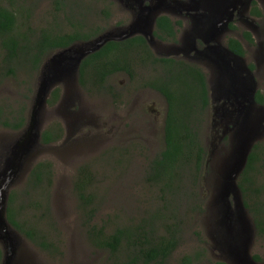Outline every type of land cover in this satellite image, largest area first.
Here are the masks:
<instances>
[{
  "label": "rangeland",
  "instance_id": "rangeland-1",
  "mask_svg": "<svg viewBox=\"0 0 264 264\" xmlns=\"http://www.w3.org/2000/svg\"><path fill=\"white\" fill-rule=\"evenodd\" d=\"M17 1L24 3L27 11L31 12V24L34 28H46L49 25L51 0ZM106 1L88 0L78 7L74 6L79 8L77 14H83L78 19L85 18L86 25L98 31L96 37L116 26L117 22L130 23V16L120 6L119 0ZM190 4L194 15L191 16L189 23L183 25L176 42H165L167 50L165 56L181 53L180 59L200 68L207 80L209 108L201 135L207 155L198 188L204 211L187 214L184 217L182 245L168 264H182L185 256L192 257L204 250L205 258L194 264H211L217 261L225 263L230 262L224 252L225 248L222 247L226 235L229 236L230 232L232 238L238 240L242 232L241 224L236 221L238 212L235 210L233 194L227 197L223 193L225 175L231 169L233 157L237 159L239 149L242 148L240 146L238 150L236 149L240 140L236 138V134L245 116L242 113L238 117L232 116L236 99L233 103L227 96L235 98L232 94L235 79L246 82L247 88H250L254 95V101L251 103L253 110L249 115L254 121H248L254 124L255 128L247 127L248 140L252 139V151L257 144L264 150V0H256V6L262 12L261 18H254L256 21H252L257 29L234 24L237 12L235 7L241 5V2L226 9L227 12L224 9L220 13L211 5L203 3L196 6L191 2ZM206 8L214 11L211 16L202 14L201 9ZM165 10L173 11V8ZM108 13L111 14L110 18L107 17ZM166 14H169L168 11ZM168 16L175 20L179 19L175 15ZM24 18L26 15L21 19ZM209 19L217 20L215 24L223 20L221 27L224 29L217 33L215 40L217 45H211L214 50H208L209 42L202 41L210 40L209 38L214 35L215 25L206 23ZM63 29L68 32L71 30L68 21L65 22ZM231 31L233 34L229 33ZM245 32L250 33L252 43L243 35ZM228 39H237L243 43L246 56L241 58L242 61L226 54L221 59L217 48H226ZM196 40L201 41L206 47L200 56L197 54V59L191 60L188 56L193 52L191 50ZM57 54L53 52L46 57L39 72L32 77V87L12 77L6 78L0 85V106L5 105L8 113L18 112L20 107L27 109L26 126L21 131L0 127V187L5 180L4 176H8L11 181L7 188L8 207L10 195L12 193L18 195L13 204V208L17 212L20 211L16 221L21 224L26 222L33 227L35 225L42 227L55 244L52 253L45 251L10 225L14 243L10 264H116L110 259L108 252L101 251L89 240V227L85 225L83 212L81 213L78 208L75 182L83 169L88 170L89 175L93 177L95 184L93 191L98 197L100 224L105 225L109 222L112 227H118L128 223L124 220H138L144 216L147 218L148 212L153 211L156 203L160 205L158 188L148 183L147 176L151 162L165 150L168 104L159 92L145 86L146 80L153 74L152 65L146 66L141 62H135L133 65L137 70L135 79L124 73L115 74L108 79L111 86L109 92L93 91L92 94L88 91L89 87L86 89L81 86L78 73L62 74L54 69L50 78V73L44 72L46 62ZM239 66L245 69L244 73H240ZM209 67L214 72V78L217 77L214 84ZM248 71L250 77L244 75ZM44 73L54 83L51 84L46 102L39 111L36 126L39 140L31 154L21 161L20 166L14 167L11 173L5 175L7 163L5 161L9 159L8 162L14 164V147L29 125L38 85ZM22 80L25 81L24 78ZM57 90L59 96L55 100L54 93ZM258 94L263 96V103L258 102L261 107L255 108ZM245 104L249 106L248 103ZM224 114L231 116L232 119L229 121ZM245 126L244 123L241 133ZM257 128L259 130L256 133ZM46 131L60 133L61 140L44 144L42 135ZM259 157L260 165L259 163L257 165L259 171L254 174V180L255 184L264 185V169L261 168V165H264V152ZM43 162L51 163L54 170L52 185L47 195L51 215H48L42 206L31 207L32 199L26 193L31 170ZM251 191L248 193V201L250 205H254L256 196L251 194ZM228 210L229 213L225 215ZM248 213V219L252 222L253 216L250 211ZM248 240L251 259L258 256L260 260L254 261L257 264H264V237L257 236L255 231L254 237ZM0 249L1 264H4L7 248L1 238ZM230 264L236 263L231 261Z\"/></svg>",
  "mask_w": 264,
  "mask_h": 264
},
{
  "label": "trees",
  "instance_id": "trees-1",
  "mask_svg": "<svg viewBox=\"0 0 264 264\" xmlns=\"http://www.w3.org/2000/svg\"><path fill=\"white\" fill-rule=\"evenodd\" d=\"M82 2L86 3L88 0H51V22L46 28H34L31 24L32 14L24 7V3L0 0V85L6 78L12 77L32 87V77L39 72L50 53L96 37L98 31L86 25L85 18L78 19L83 14H77L79 8L74 6L78 7ZM252 14L262 17V12L255 3ZM25 15L26 18L21 19ZM107 17L110 18L111 14L108 13ZM66 21L71 27L69 32L63 29ZM182 25L181 21L174 24L169 17L162 16L158 18L154 35L165 42H176L178 31L175 27ZM244 36L249 42H253L250 33ZM228 47L239 55L246 54L240 41L235 39L229 41ZM135 62L152 65L154 71L151 78L146 80L145 86L159 92L168 104L165 150L151 162L147 176L148 183L158 188L160 205L156 203L153 211L148 212L147 218L144 216L138 220H124L128 223L112 227L109 222L105 225L98 222V197L93 191L95 184L88 170L79 172L75 190L78 208L83 212L85 225L89 227V240L101 251L108 252L114 263L168 264L182 245L184 217L204 211L198 188L207 155L201 137L209 108L207 80L203 71L191 63L157 57L150 51L146 39L137 36L121 42H109L100 51L86 58L80 66V84L86 89L89 87L88 91L92 94L109 92L111 86L108 79L113 75L124 73L135 79ZM58 96L57 90L54 99H58ZM257 100L263 103V96L258 94ZM19 109L18 112L8 113L5 105L0 106V127L21 131L26 126L27 109ZM59 140L61 135L58 132L46 131L42 135L44 144ZM263 152L259 144L255 145L238 181L245 206L253 216L257 236L260 237H264V185L255 184L254 174L259 171V155ZM261 168L264 169V165ZM53 172L51 163H39L31 170L27 180L26 193L32 199L31 207L42 206L48 215L51 212L47 195L52 185ZM249 190L256 196L254 205L249 204ZM17 196L16 193L10 195L7 211L9 223L36 246L52 253L55 244L44 232L45 229L16 221L20 211L17 212L13 204ZM205 252L206 250L196 253L192 257L185 256L181 262L199 263L205 258ZM254 259L260 260L258 256H254ZM1 261L0 249V264ZM211 264L226 263L217 261Z\"/></svg>",
  "mask_w": 264,
  "mask_h": 264
},
{
  "label": "water",
  "instance_id": "water-1",
  "mask_svg": "<svg viewBox=\"0 0 264 264\" xmlns=\"http://www.w3.org/2000/svg\"><path fill=\"white\" fill-rule=\"evenodd\" d=\"M131 1V0H126ZM132 1H138V0H132ZM151 5L148 7L147 11L148 13L142 14V16H138L129 26L126 28H119L117 30H108L104 32L102 35L87 41V42H79L73 44L71 47L67 49H63L60 51H57V55H55L53 58L49 59L45 66H44V72L48 71L50 73V78L52 75L53 70L55 69L57 72H60L62 74H69L72 75L73 73H78L80 71V66L82 62L88 58L90 55L95 54L96 52L100 51L106 44L109 42H121L130 39L133 36L144 34L146 35V25L149 26V28L152 30V27L155 24L156 16L160 12H163L166 8L167 1L168 0H148ZM194 1V2H192ZM190 2L196 6H199L201 4L205 5H211L216 10H219L220 12H223V10H228L230 7L237 3H242V5H247L251 2V0H246V2H243L242 0H187V2H184L183 4L178 5L179 8L188 10L191 8ZM177 5V4H176ZM217 20H211L209 19V22H206L208 24H214V35L210 37V40H202L205 43L210 42L211 40L215 41L217 37V33L222 31L224 28H222L223 20L222 22ZM201 24V23H200ZM152 33L150 32L147 40L149 43L153 42L152 39ZM208 38V37H207ZM217 51L220 53L221 59L224 57V54L227 56L230 55V51L227 48H217ZM242 61V59H241ZM49 65L51 68H49ZM240 73H244L245 69L242 66H239ZM43 79L40 81L38 85V90L35 98V105L33 107V111L31 114V117L29 119V125L27 129L23 131L22 137L19 139V141L16 143V146L14 147L15 150V161L14 164L12 162L5 161L6 167H5V175H8V173H11L14 169V167L20 166L21 161L25 157H28L31 153V150L36 145V143L39 140V135L36 131V126L38 123V115L41 106L46 102V98L49 93V89L51 88V84L54 83L53 80L46 77L45 73L43 74ZM245 80L247 78L243 77ZM234 91L232 94L234 95V100L236 99V104L233 105L234 111H236L238 114L241 115L244 114L243 123L240 124V130L236 134L237 139H240L238 141V145L236 149L238 150L241 146L242 148L239 149V157L236 159L235 156L232 159L231 169L227 172L225 175L226 182L224 183V190L223 193L224 196H229L230 194H233L234 201H235V210H237V222L241 224L242 232L240 234V239L236 240V238H232V234L230 232L229 236L226 235L225 241L222 243V247L225 248V254L228 257V260L234 261L236 264H257L254 259H251L249 253V240L248 238L254 237V232L256 231L254 221L252 222L248 219V210L245 206L243 194L239 188L238 181L242 175V173L245 171L248 159L252 151V139L248 140V133H247V127L253 129L255 128L254 124H251L248 120L250 119V113L253 110L251 103L254 101V95L252 91H250V88H247L246 82L241 79H235V83L233 85ZM246 98H243V97ZM240 97V98H239ZM240 99V100H239ZM245 103H248L249 106H246ZM238 106V108H236ZM225 118L227 119V115L224 114ZM249 116V117H248ZM232 119L231 116L228 117V120L230 121ZM258 120V119H256ZM254 121V120H252ZM246 124V128L242 130L243 124ZM264 127V126H263ZM259 128L255 129V132L257 133ZM264 132V129H263ZM242 138V141H241ZM5 180L3 182V185L0 187V233H1V240L3 241L5 247L7 248V251H5L4 256V264H10L12 260V256L14 253V243L13 239L11 237L12 235V228L11 224L8 221L7 217V211H8V191L7 188L9 186V183L11 182L8 176H4ZM229 213V210L225 213L227 215ZM227 218V217H226ZM248 232L249 234H246ZM223 252V254H224ZM224 254V255H225ZM230 262L225 261L226 264H230Z\"/></svg>",
  "mask_w": 264,
  "mask_h": 264
},
{
  "label": "flooded vegetation",
  "instance_id": "flooded-vegetation-1",
  "mask_svg": "<svg viewBox=\"0 0 264 264\" xmlns=\"http://www.w3.org/2000/svg\"><path fill=\"white\" fill-rule=\"evenodd\" d=\"M119 4L120 6L124 9L125 12H128L129 16H130V23L129 24H119L118 22L116 23V26L112 27L110 30H117L119 28H126L127 26H129L138 16H142V14H145V13H148L147 9L148 7H150L151 3L149 1H146V0H138V1H126V0H119ZM184 2H187V0H168L167 1V5H166V8L170 9V8H173V11H170V10H164L163 12H160L159 14H157V16L155 17L156 20H155V24L154 26L152 27V30L149 28V26L146 25V35L144 34H139V35H136V36H133L131 37L130 39L134 38V37H137V36H142L146 39L147 41V44L149 46V49L150 51L156 55L157 57L159 58H173V59H178V60H182L180 59L181 58V53L177 54V53H174V54H171V56H165L166 54V48H165V41H162L160 39H158L154 33L156 31V25H157V21H158V18L162 17V16H167L169 17L173 22L174 24H176L177 22L181 21L183 22V25L185 26V24L189 23V20L191 18L192 15H194V13H192V9L189 8L188 10H184V9H181L178 7V5L180 4H183ZM246 2V0L244 1ZM254 3L256 4V0H251L250 3H248L247 5H237L235 7L236 9V16H235V23L234 24H242V25H248L254 29H257L256 27L253 26V20L256 21V19L254 18H258L256 16H254L252 14V9H253V5ZM177 4V5H176ZM202 10V14H207L208 16H211L212 13L214 12L212 9H201ZM200 10V11H201ZM168 11V15H175V16H178L179 19L175 20L173 17L171 16H168L166 14V12ZM177 14H176V13ZM174 16V17H175ZM253 16V17H252ZM127 20V19H126ZM183 25L182 27H175V29L178 31L177 32V36L180 35L181 33V30L183 28ZM230 31V30H229ZM150 32L152 33V39H153V42L152 43H149L147 38L150 34ZM231 34H233V31L229 32ZM246 33L248 32H245L243 35H245ZM179 39V37H178ZM231 39H228L227 41V45L225 46L229 51H230V56L233 57V59H241L242 57H245L246 54L244 56L242 55H239L233 51H231L228 47V43ZM237 40V39H235ZM239 41V40H237ZM167 42V41H166ZM247 42V41H246ZM174 43V42H172ZM244 48V45L242 42H240ZM248 43V42H247ZM217 43L213 40H211L209 42V44L207 45L208 46V50H214L211 46V45H214ZM249 45V43H248ZM215 46V45H214ZM206 47V45H204L201 41H198L196 40L195 43H194V48L191 50L193 51L191 53L190 56H188V58H191L192 59H197V54L200 56L202 54V50ZM245 50V48H244ZM245 53H246V50H245ZM195 54V56H193ZM196 61V60H195ZM210 69V67H209ZM211 70V69H210ZM212 71V70H211ZM212 74H213V84L217 81V77L216 79L214 78V72L212 71ZM244 75H248L249 77L251 76L250 75V72L248 71L247 74H244ZM212 84V86H213ZM149 90V89H148ZM211 91H212V87H211ZM218 94V92H217ZM222 96V95H221ZM233 103H235V100L233 98V96H227ZM261 107V105L258 103V101L256 100V103H255V108H259ZM218 110V109H217ZM234 110V108L232 109ZM232 116L233 117H238L240 116V114H238L236 111L232 112Z\"/></svg>",
  "mask_w": 264,
  "mask_h": 264
}]
</instances>
